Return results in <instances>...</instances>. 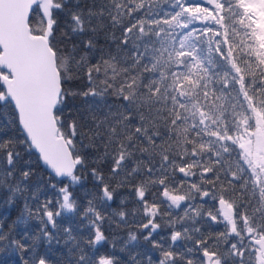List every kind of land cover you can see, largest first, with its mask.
Returning <instances> with one entry per match:
<instances>
[{
	"label": "snow or ice",
	"instance_id": "1",
	"mask_svg": "<svg viewBox=\"0 0 264 264\" xmlns=\"http://www.w3.org/2000/svg\"><path fill=\"white\" fill-rule=\"evenodd\" d=\"M0 108L12 264H264V0H0Z\"/></svg>",
	"mask_w": 264,
	"mask_h": 264
},
{
	"label": "trees",
	"instance_id": "2",
	"mask_svg": "<svg viewBox=\"0 0 264 264\" xmlns=\"http://www.w3.org/2000/svg\"><path fill=\"white\" fill-rule=\"evenodd\" d=\"M162 6L163 7H167L166 4H162ZM232 23L233 22H231V21H226L225 22L226 27L229 30V32H231ZM197 26H199V22H197ZM220 31H221V34H222L221 35V39H223V33L225 31V28H221ZM57 35L59 36V33ZM237 39H239V37H237ZM69 103H70V105L73 104V103L78 105V104L81 103V101L79 99H77L76 101H70ZM6 119H11V110L10 109L0 108V125H3L5 123ZM150 199H152V197H150ZM115 207H116V205H113V208H115ZM128 207L129 208L133 207V204H132L131 201H129ZM217 207H219L218 204H217ZM172 211L175 214H178V215H181V216L184 215L183 209H172ZM4 212H7V213L10 214L9 218H11L12 216L16 215L15 209H0V213H4ZM191 215L192 216H196V211L192 210ZM196 218H197V220H199V217H196ZM31 223H32V227H35V222L33 221ZM188 223L192 224L193 222L191 220H189ZM195 226L201 227L206 235H218L219 231L223 230V225H220L219 228H217L216 225H212V227L210 229L202 221H201V223L196 224ZM24 227L25 226H23V225L18 226L17 231H21ZM130 227L133 230H135L137 226L135 224H133V225H130ZM127 235H128L127 230H124L122 232L123 238H127ZM169 235H170V230L169 229L163 228V229L160 230V236H164L165 239H167ZM159 238L160 237L158 236L157 239H159ZM186 243H187V241L180 240L178 242L177 246L182 249L185 246ZM129 247L132 248L133 250H135L136 248H141V249H145V250L147 249V246L142 244L140 241H133L132 244L129 245ZM154 255H158V254H154ZM0 262H6V264H12V259L8 255L0 254Z\"/></svg>",
	"mask_w": 264,
	"mask_h": 264
}]
</instances>
